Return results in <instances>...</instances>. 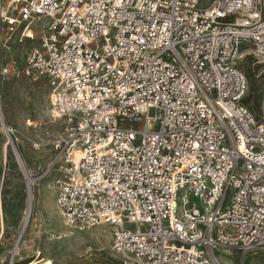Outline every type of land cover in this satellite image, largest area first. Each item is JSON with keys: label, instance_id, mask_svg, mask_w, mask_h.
Returning <instances> with one entry per match:
<instances>
[{"label": "built area", "instance_id": "2783aa9c", "mask_svg": "<svg viewBox=\"0 0 264 264\" xmlns=\"http://www.w3.org/2000/svg\"><path fill=\"white\" fill-rule=\"evenodd\" d=\"M41 21L0 75L46 83L63 224L108 229L119 264L264 257V97L239 69L264 58V0H0V49Z\"/></svg>", "mask_w": 264, "mask_h": 264}, {"label": "rangeland", "instance_id": "374dc122", "mask_svg": "<svg viewBox=\"0 0 264 264\" xmlns=\"http://www.w3.org/2000/svg\"><path fill=\"white\" fill-rule=\"evenodd\" d=\"M43 25V21L33 24L37 32L33 41L23 46L8 43V50L0 49L1 69L10 67L12 60L15 68L22 69L25 53L37 45ZM239 69L248 82L245 104L258 109L264 97V58L245 57ZM54 118L44 79L32 82L12 70L0 75V119L13 131L11 146H5L6 137L0 129V264H8L11 258L14 264H119L109 251L108 229L66 227L55 208L53 183L58 174L50 165L53 142L63 125ZM12 147L26 175L34 179L25 225L26 179ZM216 256L220 264H264L261 254L242 258L233 249H219Z\"/></svg>", "mask_w": 264, "mask_h": 264}, {"label": "bare ground", "instance_id": "6f19581e", "mask_svg": "<svg viewBox=\"0 0 264 264\" xmlns=\"http://www.w3.org/2000/svg\"><path fill=\"white\" fill-rule=\"evenodd\" d=\"M26 34L28 35V37H33L32 33L30 31L26 32ZM54 115V114H53ZM55 116V115H54ZM3 124V123H2ZM4 125V124H3ZM9 144L8 141L5 142V146H7ZM4 146V147H5ZM7 148V147H6ZM22 163V162H21ZM23 165V164H22ZM25 179H26V189H27V209L25 211V220H24V225L27 223V219L29 217L30 214V205H31V201L33 199L32 193H31V185L34 182V179L29 178L26 173H25ZM64 237V236H63ZM57 239H61L60 237H57ZM18 249V247L15 248V251Z\"/></svg>", "mask_w": 264, "mask_h": 264}, {"label": "water", "instance_id": "95a60500", "mask_svg": "<svg viewBox=\"0 0 264 264\" xmlns=\"http://www.w3.org/2000/svg\"><path fill=\"white\" fill-rule=\"evenodd\" d=\"M12 150H13L14 156H15V158H16L17 164H18V166H19V168H20L22 174H23L24 177H25V173H26V172H25L24 167H23V165H22V163H21V160H20V158H19V155L17 154L16 150H15L13 147H12Z\"/></svg>", "mask_w": 264, "mask_h": 264}, {"label": "crops", "instance_id": "0c3cea01", "mask_svg": "<svg viewBox=\"0 0 264 264\" xmlns=\"http://www.w3.org/2000/svg\"><path fill=\"white\" fill-rule=\"evenodd\" d=\"M226 251H228V250H226Z\"/></svg>", "mask_w": 264, "mask_h": 264}]
</instances>
